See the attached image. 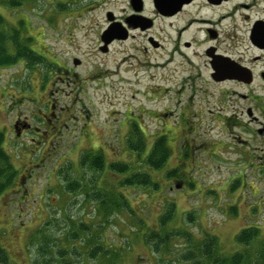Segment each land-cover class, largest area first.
Listing matches in <instances>:
<instances>
[{"label":"rangeland","instance_id":"rangeland-1","mask_svg":"<svg viewBox=\"0 0 264 264\" xmlns=\"http://www.w3.org/2000/svg\"><path fill=\"white\" fill-rule=\"evenodd\" d=\"M126 1L0 0V35L7 55L17 57L0 66L1 146L18 170L0 195L7 264H111L89 257L93 244L118 252L115 264H187L180 256L193 245L176 236L186 230L193 239L217 237L231 255L243 249L236 238L245 228L258 227L264 240V165H257L264 161V135L240 116L245 89L210 82L198 56L204 35L193 30L179 45L196 37L184 50L197 64L192 75L173 54L176 42L165 37L164 21L104 52L102 35L109 20L123 17ZM235 19L239 56L247 24L242 13ZM15 43L34 50L36 63L18 58ZM232 111L239 118L224 123ZM137 127L142 153L129 144L137 142ZM159 136L170 156L152 173L158 190L121 186L144 170L140 163ZM96 159L102 165L91 167ZM116 193L127 204L105 220L101 198ZM166 201L175 205L165 227L172 236L156 250L148 234L159 229ZM74 229L81 233L71 240ZM0 264L6 263L0 258Z\"/></svg>","mask_w":264,"mask_h":264},{"label":"flooded vegetation","instance_id":"flooded-vegetation-1","mask_svg":"<svg viewBox=\"0 0 264 264\" xmlns=\"http://www.w3.org/2000/svg\"><path fill=\"white\" fill-rule=\"evenodd\" d=\"M126 3L128 8L123 17L109 20L103 35L113 28L115 38L112 42L126 41L134 37L135 32H149L158 26L159 21H164L165 37L176 42L173 54L180 56L183 63L192 68L193 75L197 72V64L184 50H191L196 37L184 41L183 46L179 45L183 35L192 30L203 33L206 47L198 56L205 59L210 82L213 85L230 83L243 87L245 93L240 96L244 106L240 116L249 126L256 123L258 129L254 132L264 135V0H127ZM254 7H258L257 13ZM239 13L245 17L247 28L242 41L245 54L237 56L235 47L240 27L235 17ZM169 29L174 31L173 36ZM149 38L152 43L156 41L153 36ZM155 44L156 47L160 45L158 41ZM238 118L236 111H232L229 116L226 113L222 120L225 123ZM257 165H264V161Z\"/></svg>","mask_w":264,"mask_h":264},{"label":"trees","instance_id":"trees-1","mask_svg":"<svg viewBox=\"0 0 264 264\" xmlns=\"http://www.w3.org/2000/svg\"><path fill=\"white\" fill-rule=\"evenodd\" d=\"M6 39L4 40L3 36L0 35V66L5 65L12 60H15L17 57H12L7 55L6 51ZM16 52L18 58H29L32 60L33 64L36 63V58L39 59L36 52L27 46H22L19 43H15ZM28 59V60H29ZM140 127H137V142L133 143L132 141L129 143L130 146H133V149H136L139 153H142L145 150L144 141L142 136L139 135ZM2 140H0V195L5 191L9 186L14 184V180L18 173V170L12 164L9 156L3 150L1 146ZM153 146L148 152V155L141 161L140 164L144 167V170H139L135 175L130 176L126 179V182H122V185H131L137 184L143 188H146L150 191L158 190V186H160L155 180L152 178V173L161 169L166 161L170 156V149L168 148L167 139L165 136L157 137V140L153 142ZM188 149V148H187ZM184 150V148L182 149ZM138 153V154H139ZM88 160V159H87ZM102 165L101 159H96L94 162L92 161L91 167H100ZM114 170H118L119 172L124 173L127 170V166H113ZM72 186H79L77 183L72 184ZM81 188V187H80ZM115 193V192H114ZM118 194V193H116ZM119 196L115 194L107 195V197L101 198V206H104L103 209L99 208V212L103 219L107 220V212L112 213L119 209L122 206H126L127 204V197L126 196ZM168 202L167 204L163 203V207L165 206L164 213L160 215V224L159 229H151L149 230V238L150 240H155L156 250H158L162 245L167 246L171 239V232L166 230L165 227H168L169 221H171L175 214V205L172 202ZM103 211H102V210ZM87 229L84 225L80 230ZM258 227H248L245 228L240 232L237 236L236 244H239L243 247L240 251H236V253L227 254L223 252L222 246L220 245L219 240L215 236H209L208 239L200 240V239H193V235L189 231H183L176 234V236H183L185 239L193 245L191 248L187 250L186 253H183L181 257L182 261L186 262L187 264H264V240L261 237V232ZM81 231L78 230H71L70 237L71 240L78 239ZM153 240V241H154ZM105 245H94L89 249V257L98 259L101 257L104 261H110L111 264H115L117 262L116 259L119 257L116 254L118 252L114 250L105 249ZM102 253V254H101ZM6 251L0 247V258L1 261L4 263L9 262V257L6 255ZM63 254V253H60ZM103 261V260H102ZM45 264H50L49 259H46ZM39 262L35 261V264ZM51 264H54L53 262ZM58 264H77L75 262L64 261ZM89 264V263H88ZM101 264H103L101 262Z\"/></svg>","mask_w":264,"mask_h":264},{"label":"water","instance_id":"water-1","mask_svg":"<svg viewBox=\"0 0 264 264\" xmlns=\"http://www.w3.org/2000/svg\"><path fill=\"white\" fill-rule=\"evenodd\" d=\"M110 36H111L112 38L109 39ZM113 36H114V29H113V28H111L110 31L106 32L105 35H103L102 40H103V42H104V44H105V47H104V49H102V50H103L104 52L106 51V46L114 40L115 37H113ZM117 38H119V37H117ZM77 64H79V61H77L76 65H77Z\"/></svg>","mask_w":264,"mask_h":264}]
</instances>
